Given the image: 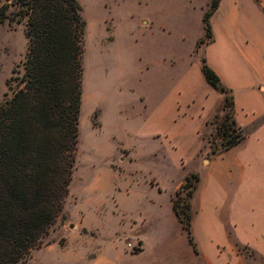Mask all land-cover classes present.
Masks as SVG:
<instances>
[{"label": "rangeland", "instance_id": "374dc122", "mask_svg": "<svg viewBox=\"0 0 264 264\" xmlns=\"http://www.w3.org/2000/svg\"><path fill=\"white\" fill-rule=\"evenodd\" d=\"M78 2L86 27L74 170L60 216L23 264H200L201 213L190 243L172 210L175 191L191 173L209 181V205L221 185L230 194L264 189V100L251 119L240 116L244 139L213 156L224 144L218 126L233 112L201 72L207 0ZM2 3L0 101L20 85L28 51L25 22L10 20L18 7ZM225 165L233 177L221 174ZM214 214L219 227L230 217L227 208Z\"/></svg>", "mask_w": 264, "mask_h": 264}, {"label": "trees", "instance_id": "16d2710c", "mask_svg": "<svg viewBox=\"0 0 264 264\" xmlns=\"http://www.w3.org/2000/svg\"><path fill=\"white\" fill-rule=\"evenodd\" d=\"M16 23L25 22L28 51L20 85L0 101V264H23L60 216L74 170L79 141L83 53L86 22L78 0H13ZM219 0L202 16L204 36L211 40L209 19ZM9 5H0V24ZM201 72L223 94V109L232 108L231 89L201 59ZM7 85L9 86V81ZM230 119V121H228ZM228 112L217 132L224 139L219 154L244 139ZM199 181L186 175L175 191L172 210L191 235L190 198ZM187 200L181 203L180 194ZM183 204V206H181Z\"/></svg>", "mask_w": 264, "mask_h": 264}, {"label": "crops", "instance_id": "0c3cea01", "mask_svg": "<svg viewBox=\"0 0 264 264\" xmlns=\"http://www.w3.org/2000/svg\"><path fill=\"white\" fill-rule=\"evenodd\" d=\"M210 1L204 4L205 9ZM209 23L211 40L202 43L201 55L221 83L231 89L234 118L240 126V116L251 119L264 100V0H219ZM202 37L203 34L197 40ZM202 160L205 163V159ZM230 168L225 165L221 174L233 177ZM198 175L199 181L190 199L191 230L193 234L194 218L201 213V243L206 249L198 246L193 234L198 250V254H193L195 261H201L200 264H264V189L247 184L230 194L221 185L218 204L209 205L206 195L209 181ZM198 190L200 200L195 206ZM217 208H227L230 213L225 219L228 223L221 227L214 221ZM237 246L248 250L249 254L239 252Z\"/></svg>", "mask_w": 264, "mask_h": 264}]
</instances>
